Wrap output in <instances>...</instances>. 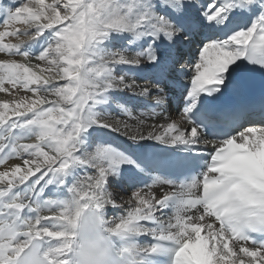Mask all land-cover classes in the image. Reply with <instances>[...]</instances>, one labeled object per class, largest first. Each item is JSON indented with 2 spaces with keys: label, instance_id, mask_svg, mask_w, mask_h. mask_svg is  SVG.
Segmentation results:
<instances>
[{
  "label": "snow or ice",
  "instance_id": "6c2138e0",
  "mask_svg": "<svg viewBox=\"0 0 264 264\" xmlns=\"http://www.w3.org/2000/svg\"><path fill=\"white\" fill-rule=\"evenodd\" d=\"M0 93V264H264V0H0Z\"/></svg>",
  "mask_w": 264,
  "mask_h": 264
},
{
  "label": "clouds",
  "instance_id": "9594fccd",
  "mask_svg": "<svg viewBox=\"0 0 264 264\" xmlns=\"http://www.w3.org/2000/svg\"><path fill=\"white\" fill-rule=\"evenodd\" d=\"M79 210L80 215L67 229L76 233L72 264H119V258L108 247V233L103 230L99 221L94 222V209L83 210L72 205V212ZM94 259H89V257Z\"/></svg>",
  "mask_w": 264,
  "mask_h": 264
},
{
  "label": "bare ground",
  "instance_id": "6f19581e",
  "mask_svg": "<svg viewBox=\"0 0 264 264\" xmlns=\"http://www.w3.org/2000/svg\"><path fill=\"white\" fill-rule=\"evenodd\" d=\"M144 81H141V83H143ZM6 96L5 93H0V98H4ZM180 102H183L181 99H178ZM182 111V108H180L178 114L174 113V111H169L172 119L176 120L177 122H179V115H180V112ZM151 122V121H150ZM10 163H19V161H10ZM0 170H3V166H0ZM112 191L116 192L118 194V203H120L121 201L119 200V197L120 196H123L125 197V199L130 195L131 193V190H130V187L127 186V185H123L121 187H116V186H113ZM158 191V189H157ZM124 207L126 208L127 205L125 204ZM110 209L112 208H109L108 209V214H109V218L111 219L113 217V214H112V211L110 212ZM115 212H117V214H120L122 212V209H112ZM140 241L141 242H145V240L143 239V237L140 238Z\"/></svg>",
  "mask_w": 264,
  "mask_h": 264
},
{
  "label": "rangeland",
  "instance_id": "374dc122",
  "mask_svg": "<svg viewBox=\"0 0 264 264\" xmlns=\"http://www.w3.org/2000/svg\"><path fill=\"white\" fill-rule=\"evenodd\" d=\"M169 110H170V108H169ZM131 190V189H130ZM132 191V190H131ZM112 210V209H111Z\"/></svg>",
  "mask_w": 264,
  "mask_h": 264
}]
</instances>
